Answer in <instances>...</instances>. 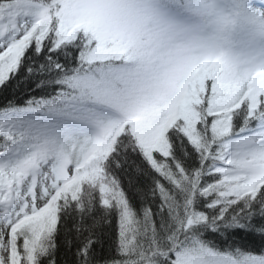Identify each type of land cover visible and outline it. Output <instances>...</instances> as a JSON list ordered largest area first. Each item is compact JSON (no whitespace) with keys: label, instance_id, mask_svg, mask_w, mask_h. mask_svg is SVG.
<instances>
[{"label":"snow or ice","instance_id":"6c2138e0","mask_svg":"<svg viewBox=\"0 0 264 264\" xmlns=\"http://www.w3.org/2000/svg\"><path fill=\"white\" fill-rule=\"evenodd\" d=\"M0 264H264V0H0Z\"/></svg>","mask_w":264,"mask_h":264}]
</instances>
